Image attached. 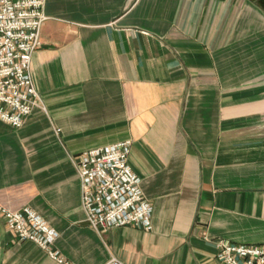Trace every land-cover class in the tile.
Returning <instances> with one entry per match:
<instances>
[{
	"label": "crops",
	"instance_id": "crops-1",
	"mask_svg": "<svg viewBox=\"0 0 264 264\" xmlns=\"http://www.w3.org/2000/svg\"><path fill=\"white\" fill-rule=\"evenodd\" d=\"M21 127L0 118V204L59 232L60 263L0 213V264H222L264 245V0H46ZM132 140L153 229L90 226L76 157Z\"/></svg>",
	"mask_w": 264,
	"mask_h": 264
},
{
	"label": "built area",
	"instance_id": "built-area-1",
	"mask_svg": "<svg viewBox=\"0 0 264 264\" xmlns=\"http://www.w3.org/2000/svg\"><path fill=\"white\" fill-rule=\"evenodd\" d=\"M46 0H0V118L21 127L41 96L32 76V58L41 46L47 19ZM132 140L86 150L76 157L82 181V205L93 228L106 231L132 226L153 229V205L141 178L129 163ZM0 213L17 240H32L60 263L68 260L56 247L59 232L31 206ZM222 264H264V245L237 244L220 239ZM104 264H127L113 257Z\"/></svg>",
	"mask_w": 264,
	"mask_h": 264
}]
</instances>
